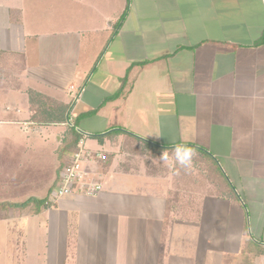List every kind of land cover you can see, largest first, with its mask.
Here are the masks:
<instances>
[{
	"label": "crops",
	"instance_id": "obj_1",
	"mask_svg": "<svg viewBox=\"0 0 264 264\" xmlns=\"http://www.w3.org/2000/svg\"><path fill=\"white\" fill-rule=\"evenodd\" d=\"M0 57V205L49 199L68 119L105 157L0 264H264L261 0H0Z\"/></svg>",
	"mask_w": 264,
	"mask_h": 264
},
{
	"label": "built area",
	"instance_id": "obj_2",
	"mask_svg": "<svg viewBox=\"0 0 264 264\" xmlns=\"http://www.w3.org/2000/svg\"><path fill=\"white\" fill-rule=\"evenodd\" d=\"M261 2L264 8V0H261ZM67 125L79 135V139L75 152L72 153L69 161L58 172L57 184L50 191L49 200L51 202H56L68 196L77 187L84 191L86 195L94 196L100 191L99 185L86 181L85 174L82 171V165L93 159L104 160L105 157L91 152L86 147L85 139L87 134L76 127L71 119H68Z\"/></svg>",
	"mask_w": 264,
	"mask_h": 264
},
{
	"label": "trees",
	"instance_id": "obj_3",
	"mask_svg": "<svg viewBox=\"0 0 264 264\" xmlns=\"http://www.w3.org/2000/svg\"><path fill=\"white\" fill-rule=\"evenodd\" d=\"M123 20V17L121 18V20L118 23V26H120L121 21ZM69 142L68 144L62 149V151L66 150V151H70V152H75V147H76V143H77V134H75L73 131H71L69 138H68ZM71 153V154H72ZM64 161H62L61 166L63 167L64 165ZM60 167V168H62ZM59 168V170H60ZM52 206L51 201H49V199H45V200H36V199H30L24 203L21 204H8V203H4L0 205V209H8V208H12V209H20V210H24L27 209L28 207H31L35 213H38L41 209H46L48 207Z\"/></svg>",
	"mask_w": 264,
	"mask_h": 264
},
{
	"label": "clouds",
	"instance_id": "obj_4",
	"mask_svg": "<svg viewBox=\"0 0 264 264\" xmlns=\"http://www.w3.org/2000/svg\"><path fill=\"white\" fill-rule=\"evenodd\" d=\"M175 160L183 168H189L192 164V158L195 150L186 145H176L174 149ZM166 159V156L164 157Z\"/></svg>",
	"mask_w": 264,
	"mask_h": 264
},
{
	"label": "rangeland",
	"instance_id": "obj_5",
	"mask_svg": "<svg viewBox=\"0 0 264 264\" xmlns=\"http://www.w3.org/2000/svg\"><path fill=\"white\" fill-rule=\"evenodd\" d=\"M2 59V61L0 62V64H5V61H6V59H3L2 57H0V60ZM4 78V79H3ZM1 79L2 80H5V77H4V75L3 76H1V74H0V81H1ZM52 141L53 140H51V141H49V143H48V145H50L51 143H52ZM17 172V171H16ZM19 202H23V201H19ZM14 211V210H13ZM11 212H9V209H6V210H4V209H0V215H2L4 218H6L7 216H11ZM12 224V223H11ZM10 224V225H11ZM14 224H16V222H14ZM0 242H2V240L0 241Z\"/></svg>",
	"mask_w": 264,
	"mask_h": 264
}]
</instances>
